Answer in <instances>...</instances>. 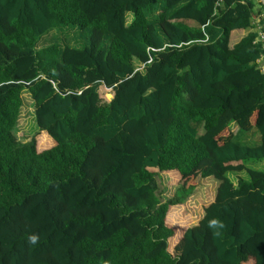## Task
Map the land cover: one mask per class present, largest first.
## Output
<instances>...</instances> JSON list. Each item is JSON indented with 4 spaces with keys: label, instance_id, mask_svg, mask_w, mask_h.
Here are the masks:
<instances>
[{
    "label": "trees",
    "instance_id": "16d2710c",
    "mask_svg": "<svg viewBox=\"0 0 264 264\" xmlns=\"http://www.w3.org/2000/svg\"><path fill=\"white\" fill-rule=\"evenodd\" d=\"M217 2L0 0V264H264L263 51L231 45L251 7ZM195 178L215 199L172 227Z\"/></svg>",
    "mask_w": 264,
    "mask_h": 264
},
{
    "label": "rangeland",
    "instance_id": "374dc122",
    "mask_svg": "<svg viewBox=\"0 0 264 264\" xmlns=\"http://www.w3.org/2000/svg\"><path fill=\"white\" fill-rule=\"evenodd\" d=\"M248 33H250V30L233 32L231 35V45L233 46L234 44L238 43ZM75 37L76 34L74 32H70L65 35L59 31H54L44 39L41 47L55 43L56 41H58L56 43L61 46H74L77 45ZM23 99L24 108L19 120L16 134L20 141L27 142L32 140L36 135L37 127L34 119V104L30 94L24 93ZM231 131L236 134L237 126L232 125ZM39 139L40 137L38 140ZM243 142L255 144L252 146L259 145L261 143V135L257 130H254L252 134L243 138ZM38 147L39 150L42 151L43 149L51 147V145L46 144L43 148H41L38 144ZM251 167L264 171V162L251 164ZM243 176L246 177L245 174H243ZM229 177L232 179V181L237 183L238 178L236 175H229ZM179 185L180 177L175 174L164 173L160 176V186L165 198L173 197ZM188 186L194 188L188 201L183 206L172 208L169 213V215L172 213V217L170 221L168 219V224L172 227L178 225L187 229L189 227L195 226L202 219L205 207L210 205L215 199L217 187V182L215 180L200 181L195 178L189 182Z\"/></svg>",
    "mask_w": 264,
    "mask_h": 264
},
{
    "label": "built area",
    "instance_id": "2783aa9c",
    "mask_svg": "<svg viewBox=\"0 0 264 264\" xmlns=\"http://www.w3.org/2000/svg\"><path fill=\"white\" fill-rule=\"evenodd\" d=\"M227 0H218L216 7L220 8ZM238 4L250 6L252 21L250 33L256 35L255 44L262 49V55L257 61L259 69L264 73V0H233Z\"/></svg>",
    "mask_w": 264,
    "mask_h": 264
}]
</instances>
